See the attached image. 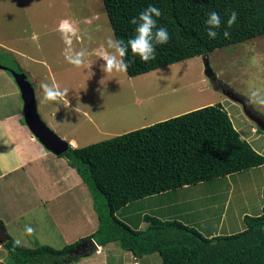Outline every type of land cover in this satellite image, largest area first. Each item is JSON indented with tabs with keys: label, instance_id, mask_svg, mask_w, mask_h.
Returning <instances> with one entry per match:
<instances>
[{
	"label": "trees",
	"instance_id": "obj_1",
	"mask_svg": "<svg viewBox=\"0 0 264 264\" xmlns=\"http://www.w3.org/2000/svg\"><path fill=\"white\" fill-rule=\"evenodd\" d=\"M102 2L113 36L125 42L134 35L130 20L148 5L162 13L154 19L157 27L167 29L169 41L156 45V58L148 62L129 49L124 57L129 76L264 34V0ZM233 10L237 20L225 38L223 32ZM211 11L222 22L215 39L207 36L204 23ZM58 156L65 158L88 188L97 228L59 249L48 245L14 248V240L0 220V243L10 263L66 264L78 258L70 250L91 239V252L94 243L115 242L136 257L157 253L161 264H264V203L260 214L243 216L242 230L211 237L174 219L144 215L146 227L132 228L116 216L118 209L142 197L264 164V154L240 136L221 104L204 105L81 147L68 145Z\"/></svg>",
	"mask_w": 264,
	"mask_h": 264
},
{
	"label": "rangeland",
	"instance_id": "obj_2",
	"mask_svg": "<svg viewBox=\"0 0 264 264\" xmlns=\"http://www.w3.org/2000/svg\"><path fill=\"white\" fill-rule=\"evenodd\" d=\"M109 36L113 32L102 0H0V53L12 57L30 80L42 120L68 141L48 122L58 124L77 139L78 147L213 103L225 108L239 134L264 133L246 117L240 103L215 88L214 80L205 74L202 55L134 76L126 72L105 73L101 56L112 51L106 45ZM81 50L85 51L83 65L77 67L69 61ZM208 60L216 79L247 97L254 109L264 115V34L216 48L209 52ZM41 82L69 88L66 99L41 103ZM254 92L256 96L252 95ZM19 99L22 104L20 92ZM12 101L17 103V97H0V108ZM258 142L264 145V138ZM60 158L64 162L65 158ZM73 193L71 190L67 194ZM261 197L264 203V196ZM261 197H256L255 202ZM63 202L66 200L53 201L52 215L59 214ZM231 206L232 202L222 216L225 218L220 234L228 226ZM42 216L46 220L53 218ZM146 225L144 222L142 228ZM91 241L78 254L71 253L74 248L70 250L71 256L81 260L79 264L91 262ZM0 257L5 264H17L9 262L10 256L1 247ZM159 260L157 253L146 257L149 264H160Z\"/></svg>",
	"mask_w": 264,
	"mask_h": 264
},
{
	"label": "crops",
	"instance_id": "obj_3",
	"mask_svg": "<svg viewBox=\"0 0 264 264\" xmlns=\"http://www.w3.org/2000/svg\"><path fill=\"white\" fill-rule=\"evenodd\" d=\"M7 96H12L13 99L17 97V103L12 101L0 108L3 110L0 113V220L4 223L6 232L13 240L21 238L26 241L25 247L51 245L55 249L90 235L97 227V215L88 188L66 160H58L63 158L46 148L31 133L23 120L17 85L6 70L0 69V97ZM48 124L60 136L67 138L66 141L72 147L79 146L77 139L62 131L58 124ZM234 128L236 129L235 126ZM240 136L255 151L264 154V145H259L258 142L260 138H264L263 134ZM59 163H62L60 167ZM250 187L252 189L247 191ZM263 189L264 164L142 197L118 209L116 216L132 228L144 226V215L162 220L174 219L211 237L220 234L223 228L220 225H223L222 220L225 218L222 216L232 202L234 210L229 214L231 217L228 219V226L222 232L230 234L243 229V216L260 214ZM71 190H74L72 196L67 194ZM256 197L261 199L255 202ZM57 199H65L66 202H63V208L55 216L51 209L53 201ZM42 215L53 218L46 220ZM25 226H31L33 234L25 235ZM94 245L92 260L88 264L148 263V255L136 257L114 242L103 246ZM0 247L2 248L1 243ZM78 260H71L66 264H79L81 260Z\"/></svg>",
	"mask_w": 264,
	"mask_h": 264
},
{
	"label": "clouds",
	"instance_id": "obj_4",
	"mask_svg": "<svg viewBox=\"0 0 264 264\" xmlns=\"http://www.w3.org/2000/svg\"><path fill=\"white\" fill-rule=\"evenodd\" d=\"M161 11L153 6L148 5L143 11H141L137 17H133L130 20V24L135 25L134 35L130 37L126 42L123 39H116L114 36H109L106 39V45L108 49L112 51L108 54L101 56L105 61L102 65V71L105 73L112 72H126L128 64L125 62L124 57L127 55L129 49L134 56H138L143 62L149 60H155L156 45L166 44L169 41V33L164 27H157V20L154 17H160ZM237 20V13L233 10L228 16L226 22V29L223 32L225 38H229L230 29ZM206 25L207 36L211 39H215L219 33L216 29L221 27V17L215 12L208 13L207 18L204 21ZM85 51L81 50L70 59V63L80 67L83 65V57ZM41 96L39 97L41 103L59 102L66 99L69 92V88H62L56 83L41 82L40 85ZM256 96L257 93H253ZM34 229L31 226H25L24 234H33ZM26 241H22L21 238H15L13 241V247L24 246Z\"/></svg>",
	"mask_w": 264,
	"mask_h": 264
},
{
	"label": "water",
	"instance_id": "obj_5",
	"mask_svg": "<svg viewBox=\"0 0 264 264\" xmlns=\"http://www.w3.org/2000/svg\"><path fill=\"white\" fill-rule=\"evenodd\" d=\"M204 59V71L207 76L214 80L215 88L219 89L228 97L242 105L246 117L255 125L264 130V115L255 110L249 99L242 94L234 91L230 86L215 78V75L209 65L208 55H202ZM0 69L6 70L14 79L19 88L22 99V116L26 126L29 128L35 138L38 139L46 148L59 154L66 149L69 143L59 137L42 118L39 116L36 108V100L33 86L25 73L20 69L16 61L7 54L0 53ZM91 241V239L82 242L75 247L71 253L78 254L81 248ZM0 264H5L0 262Z\"/></svg>",
	"mask_w": 264,
	"mask_h": 264
},
{
	"label": "built area",
	"instance_id": "obj_6",
	"mask_svg": "<svg viewBox=\"0 0 264 264\" xmlns=\"http://www.w3.org/2000/svg\"><path fill=\"white\" fill-rule=\"evenodd\" d=\"M251 131H252L253 133H256L257 130H256L255 128H252ZM263 135H264V133H263Z\"/></svg>",
	"mask_w": 264,
	"mask_h": 264
}]
</instances>
